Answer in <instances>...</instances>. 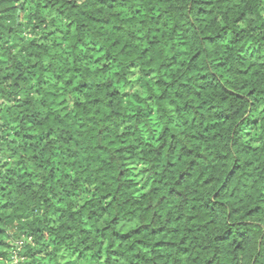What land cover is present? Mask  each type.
<instances>
[{"label": "trees", "instance_id": "trees-1", "mask_svg": "<svg viewBox=\"0 0 264 264\" xmlns=\"http://www.w3.org/2000/svg\"><path fill=\"white\" fill-rule=\"evenodd\" d=\"M0 141V264H264V0H0Z\"/></svg>", "mask_w": 264, "mask_h": 264}, {"label": "rangeland", "instance_id": "rangeland-1", "mask_svg": "<svg viewBox=\"0 0 264 264\" xmlns=\"http://www.w3.org/2000/svg\"><path fill=\"white\" fill-rule=\"evenodd\" d=\"M43 15L47 17V20H49L51 17H53L52 14H49L47 12H43ZM47 33L50 34L49 38H46V42H50L51 39L55 37H60V33L57 31L55 27H48L46 29ZM51 83V77L49 75H45L43 77V80L40 84H42V87H46L50 85ZM32 84L35 87V91L41 86L39 85L38 81L33 78ZM120 91L123 93H137L141 96L145 95V88L143 85L140 84V82L137 80V73L135 71L132 72V74L128 77V80L124 83H121L119 86ZM258 134V128L248 127L244 133L243 138L248 144L255 145L257 143L256 136ZM1 142V141H0ZM2 165H6L7 163L5 161L1 162ZM132 176L135 180L141 181L142 188H145L147 186V183L144 179V176L140 173V167L139 165H133L131 168ZM90 188L89 187H82L79 188L74 196V200L76 203H81L84 199L90 196ZM57 257L58 261L61 264H100L101 260L98 256H91L89 253L84 251H76L73 249L68 248H59L57 251ZM17 259H13L8 264H15Z\"/></svg>", "mask_w": 264, "mask_h": 264}]
</instances>
